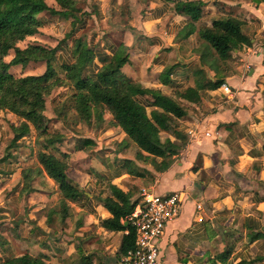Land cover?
Listing matches in <instances>:
<instances>
[{"label": "crops", "instance_id": "crops-1", "mask_svg": "<svg viewBox=\"0 0 264 264\" xmlns=\"http://www.w3.org/2000/svg\"><path fill=\"white\" fill-rule=\"evenodd\" d=\"M49 1L59 9L55 1ZM205 3L197 31L186 40H178L190 18L177 14L170 0H92L93 14L84 12V28L74 35L84 36L97 55L90 72L96 73L102 66L100 60L124 45L129 48V62L122 75L169 96L175 89L196 87L200 62L196 51L202 44L198 28L211 27L220 17H236L245 23L243 32L251 44L233 52L222 73L205 68L209 80L223 81L219 88L201 91L198 103L179 101L187 111L186 118L176 120L171 131L160 133L162 141L170 142L176 153L164 172L154 165L162 162L161 158L149 156L131 141L127 148L121 146L128 137L111 125L113 118L107 111H103L101 121L93 116L96 127L75 123V112L65 109L71 91L60 88L52 103L54 116L72 132L65 134L58 125L55 129L65 135L60 148L67 155L68 176L84 195L68 202V217L63 221L54 213L60 210L59 188L46 174L33 183L34 193L21 195L22 172L37 162L36 156L26 159L33 146H18L5 160L6 153L0 162V184H6L3 190L14 189L8 190L6 198L0 196V215L9 217L12 229L5 232L0 228L5 240L0 244V259L29 254L42 258L45 264H121V246L128 232L103 227V221L112 215L100 198L111 191L103 192L97 175L131 193L137 206L143 189L158 195H182L180 215L168 224L161 241L163 264H212L226 250H231V264L264 257V239L251 241L253 235L264 234V0ZM86 10L89 12V7ZM109 10L115 19L109 18ZM48 23L56 25L57 21ZM74 37L68 44H50L59 46V65L72 62ZM167 67L173 71L170 84L163 85L162 73ZM19 69L23 68L12 70ZM224 86L231 93H226ZM6 113L18 122L15 115ZM189 129L200 133L192 138L187 135ZM84 140L93 141L95 146L83 148ZM13 154L20 157L16 160ZM124 160L133 161L145 176L130 175L122 168Z\"/></svg>", "mask_w": 264, "mask_h": 264}, {"label": "trees", "instance_id": "trees-1", "mask_svg": "<svg viewBox=\"0 0 264 264\" xmlns=\"http://www.w3.org/2000/svg\"><path fill=\"white\" fill-rule=\"evenodd\" d=\"M47 1L0 0V112L12 113L19 123L11 127L14 139L7 150L9 152L5 160L12 156L10 150L16 149L20 140L29 136L32 130L36 133L37 162L22 172L21 195L28 196L34 193L33 183L46 174L59 188L60 210L54 213L59 214L64 221L68 217V202L79 200L84 192L68 176L70 166L67 155L60 148L65 135L58 130L53 131L45 115L46 98L51 95L54 88H68L71 91L69 105L65 109L75 112V123L96 127L93 122V111L100 121L103 111H107L113 118L111 125L121 128L128 137L121 146L127 148L131 141L149 156L161 158L162 162L159 164L155 162L154 165L157 171L164 172L172 165V156L176 153L170 142L162 141L160 133L171 131L176 120L186 118L187 111L179 101L198 103L201 101V91L219 88L223 81L209 80L205 68L217 74L222 73L232 60L233 52L251 43L243 32L245 23L236 17H220L213 21L211 27L198 28L202 44L196 51L200 57L199 69L195 73L196 87L175 89L173 95L169 96L161 90L145 88L142 84L122 75L123 67L129 62V48L124 45L116 47L112 56L101 59L102 66L96 73H91L97 55L84 36L74 37L78 29L84 28L83 21L78 16L81 11L77 7V1L53 0L59 10L49 6ZM170 1L175 3L174 9L177 14L190 18V23L177 36L178 40H186L197 31L196 23L203 16L206 3L202 0ZM44 13L65 20L72 19L73 29L66 36V39L74 37L70 64H58L56 54L59 46L53 49L39 44H31L24 49L18 47L20 42L39 34L46 22L40 17ZM10 53H13V57L7 61ZM32 63H45V73L39 76L17 77L11 72L15 67L21 66L25 69ZM172 71L173 69L168 67L163 71V85L170 84ZM83 145L85 149L95 146L91 140H84ZM122 168L127 169L132 176H145L131 160L122 161ZM97 178L105 188L104 193L111 191V195L100 198L103 206L112 215L103 221V227L114 232H128L121 246L124 257L136 248V228L129 218L135 211L137 203L132 202L131 193H125L104 176L97 175ZM252 235L248 233V236ZM261 238L264 239V234L257 233L253 235L251 241ZM4 243L5 240L0 236V244ZM230 256L231 250H226L211 262L231 264L228 262ZM0 264L45 262L40 257L25 254L0 259ZM239 264H264V257L250 262L242 261Z\"/></svg>", "mask_w": 264, "mask_h": 264}, {"label": "rangeland", "instance_id": "rangeland-1", "mask_svg": "<svg viewBox=\"0 0 264 264\" xmlns=\"http://www.w3.org/2000/svg\"><path fill=\"white\" fill-rule=\"evenodd\" d=\"M77 1V7L80 9L81 14L78 15L80 17V19L84 18V12H86L87 14H93L92 8H90L92 3V0H76ZM205 2V0H202ZM48 5L54 8V4H52V1H47ZM89 7V12L86 10ZM205 9V8H204ZM203 9V11H204ZM59 10V9H57ZM113 11H108L107 15H109V18L111 19H115V13H112ZM83 15V16H82ZM40 17H42L43 20L47 21L45 22L44 27L40 30L39 34L27 38L25 41L20 42L18 44V47L20 48H26L27 46L31 45V44H39L42 46H45L47 48H52L50 44L56 45L57 42H66L67 44L69 43L68 40L70 39H66V36L72 31L73 29V23H72V19L69 20H65L61 17L58 16H51L48 13H44L42 15H40ZM125 17V16H124ZM57 21L56 25H50L51 23H48V21ZM124 21V20H123ZM56 23V22H55ZM123 23V22H122ZM58 35V36H57ZM82 35V34H81ZM80 36V35H79ZM120 37V33L116 34V39H118ZM78 38V37H77ZM13 57V53H10V56L6 59L7 61L10 60ZM46 70V65L45 63H37V64H31L29 67H27L25 70H12L13 73H15L14 75H16L17 77H23V76H28V75H42L43 73H45ZM62 90H60V88H54L52 90V93L49 97L46 98V112L45 115L49 120V126L53 131H57L55 129V126L58 125L59 127H61V130L65 133V134H70V132H72V130L70 131V129H66L63 126H61V124H59L57 122V119L54 116V111H53V99L55 97H57L59 94L61 93ZM95 113L93 111L92 116H94ZM49 117H52L49 118ZM56 119V121L54 120ZM106 121V119H105ZM19 123L17 121L14 120V118H12V116L7 115L6 112H0V162L4 159L5 155L9 148V146L11 145L12 140L14 139V133L12 131V126H17ZM34 131L32 130L29 136H26V139H22L18 142L17 146H24L26 148H31V146H33L32 151H29L28 154V158H32L35 157V153L38 150V146L37 144H35V140L32 139L35 137L36 133H34ZM30 136H34L32 138H30ZM29 142V143H27ZM14 158H16L15 154ZM18 158L20 157V155L17 156ZM16 158V160L18 159ZM13 159V158H12ZM1 182V181H0ZM6 184H0V196L2 198H6V195L9 191H12V189H14V187L11 188V190H9V188H6L5 190H3V188H5ZM9 190V191H8ZM10 193V192H9ZM23 196V195H22ZM23 217V215H22ZM9 217L5 216V215H0V228H2L3 231L7 232L8 230L12 229L11 225H8L9 223Z\"/></svg>", "mask_w": 264, "mask_h": 264}, {"label": "built area", "instance_id": "built-area-1", "mask_svg": "<svg viewBox=\"0 0 264 264\" xmlns=\"http://www.w3.org/2000/svg\"><path fill=\"white\" fill-rule=\"evenodd\" d=\"M224 91L231 93L228 86H224ZM199 133L197 129L187 131L192 138ZM182 205L179 193L158 195L153 190L143 189L141 202L129 218L136 228V248L123 257L121 264H163L161 241L168 224L180 215Z\"/></svg>", "mask_w": 264, "mask_h": 264}, {"label": "water", "instance_id": "water-1", "mask_svg": "<svg viewBox=\"0 0 264 264\" xmlns=\"http://www.w3.org/2000/svg\"><path fill=\"white\" fill-rule=\"evenodd\" d=\"M127 225V224H126Z\"/></svg>", "mask_w": 264, "mask_h": 264}]
</instances>
